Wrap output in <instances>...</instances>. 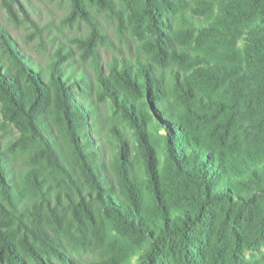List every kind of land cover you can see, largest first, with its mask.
Wrapping results in <instances>:
<instances>
[{"label": "trees", "instance_id": "1", "mask_svg": "<svg viewBox=\"0 0 264 264\" xmlns=\"http://www.w3.org/2000/svg\"><path fill=\"white\" fill-rule=\"evenodd\" d=\"M69 3L63 24L87 32L44 63L0 27V126L16 132L0 140V264L87 247L88 264H264V154L241 123L264 106V0ZM3 6L40 37L20 0ZM103 22L131 52L105 73Z\"/></svg>", "mask_w": 264, "mask_h": 264}, {"label": "rangeland", "instance_id": "2", "mask_svg": "<svg viewBox=\"0 0 264 264\" xmlns=\"http://www.w3.org/2000/svg\"><path fill=\"white\" fill-rule=\"evenodd\" d=\"M23 8L33 19L37 26L41 29L40 37L32 35V29L27 24L17 23L10 19L6 9L3 6V0H0V27L4 28L15 41L17 47L26 55L31 57L35 62L44 63L47 58L54 52L59 44L69 46L70 39L75 36H82L86 34L87 27L82 22H76L73 25L63 24V19L68 15L70 11L69 0H20V6L16 7V12L19 19H22L20 8ZM101 21H104L101 19ZM104 23V22H103ZM105 30L112 42V46L108 48H102L99 50L100 63L102 65V72H106V66L111 59H119L120 55L127 58L131 56L128 46L130 43L126 39L121 40L118 38L115 32L113 24L104 23ZM128 45V46H127ZM236 47L243 52L246 51L244 38H240L236 42ZM77 60V59H76ZM78 67L85 69L90 78L93 77V70L89 63L81 65L77 60ZM246 67V64H244ZM242 112L244 116L241 117V123L246 130L247 134L244 138L246 147L253 152H259L264 154V126H258L256 129L248 127V121L251 118L258 116H264V106L253 111L242 106ZM99 114L102 120H109L112 116V108L109 103L99 105ZM3 123L0 113V124ZM106 125V124H105ZM16 132L14 129L4 123V127L0 126V140L6 141L15 137ZM105 134V131L103 132ZM262 200L257 199L255 203V215L260 210V202ZM264 253V248L261 250ZM252 254H257L253 252ZM251 253H247L249 258ZM76 264H88L94 259V253L87 247L77 256L75 255Z\"/></svg>", "mask_w": 264, "mask_h": 264}]
</instances>
